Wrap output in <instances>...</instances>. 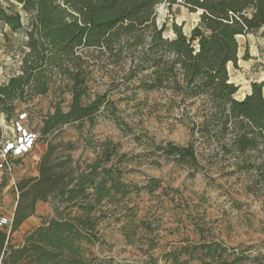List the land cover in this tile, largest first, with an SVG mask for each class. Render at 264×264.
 I'll return each instance as SVG.
<instances>
[{
  "label": "trees",
  "instance_id": "16d2710c",
  "mask_svg": "<svg viewBox=\"0 0 264 264\" xmlns=\"http://www.w3.org/2000/svg\"><path fill=\"white\" fill-rule=\"evenodd\" d=\"M14 1L31 21L19 71L7 80L0 78V113L9 120L18 103L50 91H67L70 99L66 108L59 102L42 114L37 131L25 125L27 112L18 113L16 134L0 144L1 152L7 142L17 140V125L37 134L32 150L38 140L45 144L36 174L14 182L18 197L9 228H0V264H120L89 249L102 242L103 221L122 222L119 229L127 243L135 242L140 228L150 229L136 219L127 200L131 194L160 188L157 178L142 184L126 179L121 166L125 155L109 143L82 168L71 156L74 144L59 139L64 126H73L91 144L88 135L102 114L127 127L107 93L90 98L88 81L94 69H118L115 89L130 91L119 100H131L136 108L142 104L141 93L164 90L181 114L193 111L188 123L192 141L176 145L151 139L150 157L160 152L165 160L197 169L206 145L222 165L247 173L264 195L263 84L253 81L249 92L237 99L238 85L230 80L228 68L238 60V36L259 29L264 33V0H183L189 11L199 12V20L188 34L182 24L172 22L171 37L156 23L155 7L162 0ZM0 22L13 31L22 26L20 14L1 5ZM21 114L25 116L20 120ZM31 151L18 156L9 151L1 180L10 179L15 163ZM40 202H49L52 214L13 243L11 235ZM160 257L164 264H264V252L249 255L240 245L206 236L173 246Z\"/></svg>",
  "mask_w": 264,
  "mask_h": 264
},
{
  "label": "rangeland",
  "instance_id": "374dc122",
  "mask_svg": "<svg viewBox=\"0 0 264 264\" xmlns=\"http://www.w3.org/2000/svg\"><path fill=\"white\" fill-rule=\"evenodd\" d=\"M182 1L162 0L155 7L156 23L165 26L166 37L173 35L172 22L182 24L186 34L198 23L199 12L189 11ZM0 5L7 12L20 14L22 23L21 28L13 31L0 22V78L7 80L19 71L26 52L31 17L14 0H0ZM238 41L237 63L228 67L230 80L238 85L235 98H242L253 81L263 84L264 94V33L262 29L250 31L238 36ZM117 80L116 68L92 70L88 81L89 96L107 93L122 111L127 127L118 126L102 114L88 135L91 144H86L73 126H64L59 139L74 144L71 156L82 168L93 161L103 144L109 143L116 147L119 155H125L121 166L126 171V179L142 184L150 177L157 178L161 187L153 193L131 194L127 200L128 206L135 209L136 219L150 227L148 232L140 228L135 242L127 243L119 229L122 222L103 221L100 226L102 242L90 245L91 252L100 258H113L120 264H164L160 257L163 252L173 246L198 241L202 236L213 237L229 246L240 245L249 255L264 252V195L252 185L249 175L222 165L219 156L206 145L200 150L202 155L197 169L165 160L160 152L150 157L149 152L154 150L149 144L151 139L176 145L192 141L188 123L193 120V111L181 114L170 92L164 90L141 93L138 101L142 104L136 108L131 100H119L130 91L119 93L115 89ZM69 99L67 91H50L28 103H18L9 120L0 113V144L16 134L13 123L18 113L27 112L25 125L37 131L41 115L52 111L59 102L66 108ZM37 145L45 149L42 141L38 140ZM36 157V154H29L15 163V175L21 174L19 177L0 179V207H5L0 209V216L15 206L18 192L14 182L36 174ZM51 214L49 202L38 203L35 214L11 235L12 242H20L26 231Z\"/></svg>",
  "mask_w": 264,
  "mask_h": 264
},
{
  "label": "built area",
  "instance_id": "2783aa9c",
  "mask_svg": "<svg viewBox=\"0 0 264 264\" xmlns=\"http://www.w3.org/2000/svg\"><path fill=\"white\" fill-rule=\"evenodd\" d=\"M24 114H21L19 116V119L24 118ZM18 131L21 132V134L18 136L17 140L15 142H7L5 146L3 147L2 151L0 152V172L3 171L4 168V161L6 158V154L9 151L13 152L14 156L25 154L32 150L33 144L36 140L37 134L35 132H30L25 129H23L20 125H17ZM13 180V178H11ZM11 223V217L6 215L0 216V228L8 227Z\"/></svg>",
  "mask_w": 264,
  "mask_h": 264
},
{
  "label": "crops",
  "instance_id": "0c3cea01",
  "mask_svg": "<svg viewBox=\"0 0 264 264\" xmlns=\"http://www.w3.org/2000/svg\"><path fill=\"white\" fill-rule=\"evenodd\" d=\"M249 90H250V85H249V89H248V91L247 92H249ZM44 151V149H43V147H39L38 145H37V143L35 144V147H34V149L32 150V152H30L29 154H32V156H34L35 154L37 155V157H36V160H38V158H39V156L41 155V153ZM28 154V155H29ZM27 155V156H28ZM35 158V157H34ZM16 174V171L15 170H13L12 171V177H10V180H11V178H16V176L17 177H19L21 174H19V175H15ZM1 176H2V172H0V179H1ZM11 184L13 183V182H10ZM2 208H5V207H0V209H2ZM13 206H12V208H11V210L7 213V214H3V215H6V216H9V217H11L12 216V211H13ZM28 220H29V218H28Z\"/></svg>",
  "mask_w": 264,
  "mask_h": 264
}]
</instances>
